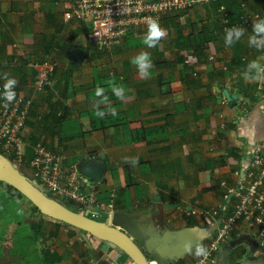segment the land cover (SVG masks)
Instances as JSON below:
<instances>
[{
    "label": "crops",
    "instance_id": "1",
    "mask_svg": "<svg viewBox=\"0 0 264 264\" xmlns=\"http://www.w3.org/2000/svg\"><path fill=\"white\" fill-rule=\"evenodd\" d=\"M75 1L0 0V86L5 76L14 78L16 95L35 102L23 132L26 154L42 144L63 155L96 201L80 209L99 210L110 221L113 205L112 224L153 264H195L203 256L185 246L207 251L214 229L187 213L220 208L227 187L237 182L234 173L264 140V47L249 45L253 33L245 27L226 47L225 29L236 27L243 9L232 7L226 21L214 4L163 15L158 24L165 36L155 48L144 45V26L120 48L98 51L90 26L68 16ZM237 1L264 19V0ZM141 51L153 62L148 78L131 63ZM44 61L55 64L51 86L35 94V70L27 64ZM114 85L124 88V100L113 94ZM98 87L108 97L98 106L103 118L95 114ZM126 157H138L136 166ZM59 224L52 228L73 245L82 238ZM89 241L86 256L78 252L74 263L133 264L115 247ZM215 258L218 264H264L248 234Z\"/></svg>",
    "mask_w": 264,
    "mask_h": 264
},
{
    "label": "built area",
    "instance_id": "2",
    "mask_svg": "<svg viewBox=\"0 0 264 264\" xmlns=\"http://www.w3.org/2000/svg\"><path fill=\"white\" fill-rule=\"evenodd\" d=\"M227 1L232 0H76L68 16L90 26L89 36L98 51H114L134 31L148 26L149 19L159 23L161 17L168 13L216 4L227 21ZM241 7L243 13L236 27L252 29L260 15L249 11L244 2ZM185 64L189 65L190 61ZM27 67L35 70L33 92L44 93L51 86L55 64L50 61L31 62ZM0 92H3V85ZM34 105L33 98L21 95H16L10 104L0 98V154L11 158L9 160L19 169L28 166L32 182L58 201H71L84 208L96 206L94 196L85 191L83 176L65 163L63 155L37 144L32 150L33 158L27 161L23 132ZM234 175L237 182L227 187L220 208L187 213L208 220L214 229L206 254L195 264H218L215 255L244 234L252 238L258 252L264 253V140L251 150L244 169ZM107 216L112 222L113 205Z\"/></svg>",
    "mask_w": 264,
    "mask_h": 264
},
{
    "label": "water",
    "instance_id": "3",
    "mask_svg": "<svg viewBox=\"0 0 264 264\" xmlns=\"http://www.w3.org/2000/svg\"><path fill=\"white\" fill-rule=\"evenodd\" d=\"M86 170L88 167H85ZM83 175L90 177L87 172ZM0 182L18 191L40 215L78 230L83 240L91 247L89 237L107 243L124 253L133 264H153L139 245L122 229L110 221H99L106 217L99 210L79 212L54 199L37 187L7 157L0 154Z\"/></svg>",
    "mask_w": 264,
    "mask_h": 264
},
{
    "label": "rangeland",
    "instance_id": "4",
    "mask_svg": "<svg viewBox=\"0 0 264 264\" xmlns=\"http://www.w3.org/2000/svg\"><path fill=\"white\" fill-rule=\"evenodd\" d=\"M18 209L21 210L19 214ZM97 220L106 221L103 218ZM41 221L45 232H49L56 222L34 212L32 204L25 198L21 199L17 208L12 209L7 207L0 195V264H77L73 262L77 260L79 249L73 241L62 237V231H56L57 235L48 240L37 236L30 224ZM58 249L72 254L64 253L62 261L58 262L50 256Z\"/></svg>",
    "mask_w": 264,
    "mask_h": 264
},
{
    "label": "clouds",
    "instance_id": "5",
    "mask_svg": "<svg viewBox=\"0 0 264 264\" xmlns=\"http://www.w3.org/2000/svg\"><path fill=\"white\" fill-rule=\"evenodd\" d=\"M252 35L249 37V45L253 47H264V19H260L253 23L252 26ZM244 34V29L239 27H231L225 29L224 36V45L226 47H231L235 42H237L241 36ZM165 36V31L159 26L156 20L149 19L148 20V29L147 33L144 37L143 43L147 46V48H155L160 40ZM132 65L135 66L138 74L141 77L148 78L150 76V69L153 67V62L150 57V53L146 51H141L131 60ZM250 69L255 68V64H249ZM247 78V73H245ZM256 79H260L262 77L257 74ZM17 84V81L14 78H8L5 76V83L3 84V92H0V98H2L6 103L10 104L16 97V93L14 88ZM113 94L120 100L125 99V90L122 86H113L112 88ZM104 90L102 88H96L95 96L101 97L100 100L96 101L94 105L97 107L96 116L99 118H103L106 113L104 110L99 109V104H107L108 97L104 96ZM109 112L113 116L116 115L114 109H109ZM126 163H130L133 167L138 163V157L125 158ZM18 214L21 210H17ZM185 250L190 254L195 255L196 257H202L206 254V250L204 247L196 245L194 248L191 244L185 246Z\"/></svg>",
    "mask_w": 264,
    "mask_h": 264
},
{
    "label": "trees",
    "instance_id": "6",
    "mask_svg": "<svg viewBox=\"0 0 264 264\" xmlns=\"http://www.w3.org/2000/svg\"><path fill=\"white\" fill-rule=\"evenodd\" d=\"M232 1H227V3H226L228 6L229 14L231 13L230 9L232 7L238 8V10H240V8H241V3H239V1H237V0H234L233 2ZM216 6L218 7V5H216ZM234 12H236V11H234ZM239 14H241V13H238L237 17L239 16ZM195 52L198 55L203 54V52H199V51H195ZM26 158H27V161L29 162L33 158L32 153L26 154ZM9 159L12 160L11 158H9ZM21 172L30 181H33V178H32V175H31V172H30L28 166L25 165L24 167H22ZM0 195H1L2 199H4L6 201L7 207H10L12 209L17 208L20 204L21 199L24 198L18 191H16L12 187H10L4 183H1V182H0ZM61 202L64 203L67 207H69L72 210L81 211L80 207L75 205L71 201H64V202L61 201ZM33 211L40 214L38 209L35 207H33ZM41 225H42V221L40 223L38 222V223H31L30 224V226L35 230V233L37 234L38 237H40L44 240H48V239L54 238L57 235L56 231H58V230L56 228L55 229L51 228V230H49V232H45L42 230ZM59 225L64 226L66 228L74 229V228H71L70 226H67L65 224H59ZM74 234H75L74 232L70 233V236L72 237ZM74 245L76 248L78 247V249H79L78 252L80 254V257L86 256V251L88 250V248L86 247L87 243L83 240V238H80L79 241H76ZM64 253H67V251L62 250V249H58L57 251H55L50 256L52 257V259L60 262V261H62ZM69 253H71V252L69 251L67 254L69 255ZM74 262H76V260H74Z\"/></svg>",
    "mask_w": 264,
    "mask_h": 264
}]
</instances>
